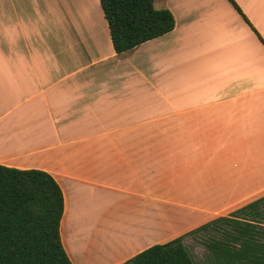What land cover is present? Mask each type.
<instances>
[{
	"label": "crops",
	"instance_id": "obj_1",
	"mask_svg": "<svg viewBox=\"0 0 264 264\" xmlns=\"http://www.w3.org/2000/svg\"><path fill=\"white\" fill-rule=\"evenodd\" d=\"M234 1L153 0L173 29L117 53L99 0H0V164L55 178L73 264L264 199V0Z\"/></svg>",
	"mask_w": 264,
	"mask_h": 264
},
{
	"label": "trees",
	"instance_id": "obj_2",
	"mask_svg": "<svg viewBox=\"0 0 264 264\" xmlns=\"http://www.w3.org/2000/svg\"><path fill=\"white\" fill-rule=\"evenodd\" d=\"M244 17L234 0H229ZM114 50L123 53L171 31L175 19L153 0H99ZM264 199L197 230L216 229L206 246L217 264H264ZM62 190L47 171L0 164V264H73L60 237ZM129 264H196L182 236L155 243Z\"/></svg>",
	"mask_w": 264,
	"mask_h": 264
},
{
	"label": "rangeland",
	"instance_id": "obj_3",
	"mask_svg": "<svg viewBox=\"0 0 264 264\" xmlns=\"http://www.w3.org/2000/svg\"><path fill=\"white\" fill-rule=\"evenodd\" d=\"M216 199L208 201L209 205H206L208 207H214V206H220L225 202V196L224 195H215ZM264 208V207H263ZM239 212V210H233L229 212L228 214L218 215L215 217H210L208 219H203V224H208L216 220L217 218L229 216L233 213ZM262 213H264V209L261 210ZM176 214H179L180 218V225L185 224L188 226H191L192 219L197 218L196 214H193L192 211H183V210H170V213L165 216L169 217V219H165L166 221H169L171 223V234H175L177 229H174V219L176 217ZM185 219L184 221H182ZM264 223V220H261ZM202 224V225H203ZM201 226V225H200ZM228 227L226 225H221L219 230L214 229H208V230H197L199 226L192 227L190 229H187L185 233L182 235V240L184 245L186 246L187 250L189 251L190 256L192 257L193 261L196 264H217L216 258L214 257L211 250H209L206 246V242H208L209 238L216 237L217 235L221 234V229ZM172 238L178 237L179 235H171ZM169 239V240H171ZM168 240V241H169ZM167 242V241H166Z\"/></svg>",
	"mask_w": 264,
	"mask_h": 264
}]
</instances>
